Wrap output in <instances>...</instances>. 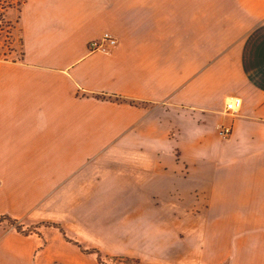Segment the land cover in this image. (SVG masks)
Here are the masks:
<instances>
[{"label": "crops", "instance_id": "obj_1", "mask_svg": "<svg viewBox=\"0 0 264 264\" xmlns=\"http://www.w3.org/2000/svg\"><path fill=\"white\" fill-rule=\"evenodd\" d=\"M21 6L0 217L22 229L0 222V264H264V0Z\"/></svg>", "mask_w": 264, "mask_h": 264}, {"label": "rangeland", "instance_id": "obj_2", "mask_svg": "<svg viewBox=\"0 0 264 264\" xmlns=\"http://www.w3.org/2000/svg\"><path fill=\"white\" fill-rule=\"evenodd\" d=\"M3 1L9 3L10 7L4 16L2 14L0 16V65L18 62L22 54L19 19L23 0H0V6L3 5ZM21 229L22 227L19 230ZM29 230H33V226L26 228L24 232ZM103 261L107 264H139L133 259L118 255L103 256Z\"/></svg>", "mask_w": 264, "mask_h": 264}, {"label": "built area", "instance_id": "obj_3", "mask_svg": "<svg viewBox=\"0 0 264 264\" xmlns=\"http://www.w3.org/2000/svg\"><path fill=\"white\" fill-rule=\"evenodd\" d=\"M116 38L109 32H104L99 38L92 39L88 42L87 48L90 52H106L108 47L116 44ZM241 106V98L235 95L229 96L225 102V109L229 112L236 113ZM228 127H219L221 136L228 134Z\"/></svg>", "mask_w": 264, "mask_h": 264}, {"label": "trees", "instance_id": "obj_4", "mask_svg": "<svg viewBox=\"0 0 264 264\" xmlns=\"http://www.w3.org/2000/svg\"><path fill=\"white\" fill-rule=\"evenodd\" d=\"M9 7H10V4L9 3L7 4L5 1H3V5L0 6V16H1V14L4 16L5 13L8 11ZM115 99L118 100V98H115ZM4 220L8 221L10 224H15V227L17 229L21 228L20 225L17 223V221L12 219L8 215H3V216L0 217V222L4 221Z\"/></svg>", "mask_w": 264, "mask_h": 264}]
</instances>
